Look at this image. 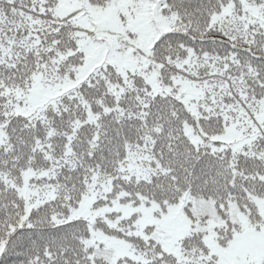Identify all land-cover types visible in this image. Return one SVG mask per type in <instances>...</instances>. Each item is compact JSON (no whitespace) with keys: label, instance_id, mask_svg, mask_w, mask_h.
Here are the masks:
<instances>
[{"label":"snow or ice","instance_id":"6c2138e0","mask_svg":"<svg viewBox=\"0 0 264 264\" xmlns=\"http://www.w3.org/2000/svg\"><path fill=\"white\" fill-rule=\"evenodd\" d=\"M0 264H264V0H0Z\"/></svg>","mask_w":264,"mask_h":264}]
</instances>
